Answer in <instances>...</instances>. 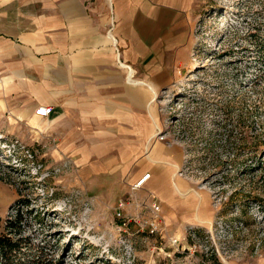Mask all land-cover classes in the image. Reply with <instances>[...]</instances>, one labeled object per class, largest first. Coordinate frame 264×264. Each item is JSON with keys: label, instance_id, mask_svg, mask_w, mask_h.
<instances>
[{"label": "rangeland", "instance_id": "374dc122", "mask_svg": "<svg viewBox=\"0 0 264 264\" xmlns=\"http://www.w3.org/2000/svg\"><path fill=\"white\" fill-rule=\"evenodd\" d=\"M193 9L187 57L155 92L157 135L130 167L122 140L0 112V219L20 212L42 264H264V0Z\"/></svg>", "mask_w": 264, "mask_h": 264}, {"label": "crops", "instance_id": "0c3cea01", "mask_svg": "<svg viewBox=\"0 0 264 264\" xmlns=\"http://www.w3.org/2000/svg\"><path fill=\"white\" fill-rule=\"evenodd\" d=\"M194 2L0 0V112L19 122L48 119L65 139L122 140L130 167L157 135L155 92L187 57ZM40 106L53 108L50 117L35 115Z\"/></svg>", "mask_w": 264, "mask_h": 264}, {"label": "trees", "instance_id": "16d2710c", "mask_svg": "<svg viewBox=\"0 0 264 264\" xmlns=\"http://www.w3.org/2000/svg\"><path fill=\"white\" fill-rule=\"evenodd\" d=\"M22 225L20 212L15 219H0V264H42L40 252L30 249L31 239L23 235Z\"/></svg>", "mask_w": 264, "mask_h": 264}, {"label": "built area", "instance_id": "2783aa9c", "mask_svg": "<svg viewBox=\"0 0 264 264\" xmlns=\"http://www.w3.org/2000/svg\"><path fill=\"white\" fill-rule=\"evenodd\" d=\"M110 34H111V32H110ZM52 111H53V108H51V107L40 106V107L36 108L35 115L40 117V118H48L52 114ZM150 177H151V174L147 173L139 182H137L133 186V190L142 189L145 186L146 182L150 179ZM153 209H155L156 211H159L160 207H159V205L157 203H154L153 204ZM152 226H155V227H153L154 229L157 228V225H155L154 223L152 224Z\"/></svg>", "mask_w": 264, "mask_h": 264}]
</instances>
